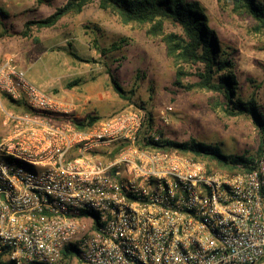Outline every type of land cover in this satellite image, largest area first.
Masks as SVG:
<instances>
[{
  "label": "built area",
  "instance_id": "2783aa9c",
  "mask_svg": "<svg viewBox=\"0 0 264 264\" xmlns=\"http://www.w3.org/2000/svg\"><path fill=\"white\" fill-rule=\"evenodd\" d=\"M74 120L0 63V264H264V143L227 173L143 140L140 107Z\"/></svg>",
  "mask_w": 264,
  "mask_h": 264
},
{
  "label": "rangeland",
  "instance_id": "374dc122",
  "mask_svg": "<svg viewBox=\"0 0 264 264\" xmlns=\"http://www.w3.org/2000/svg\"><path fill=\"white\" fill-rule=\"evenodd\" d=\"M191 1L198 2L204 9L221 48L234 53L238 95L245 100L255 99L259 110L264 111V30L257 31L249 17L234 14L230 0ZM67 18L64 26L67 29L58 32L66 33L71 27L68 43L60 47L64 49V62L68 61L65 66L67 73L53 79L54 87L45 90L60 98L56 91L60 87L66 90L65 85L76 79L81 80L73 87L78 91L82 89L77 87L84 83L103 87L105 104L113 109L111 114L128 106L143 107L161 140L186 142L195 139L218 147L223 155L255 157L259 135L251 118L224 115L215 106L218 98L213 93L183 92L173 86L174 65L166 56L163 43L146 35V27L122 25L115 16L97 9L95 5ZM171 31L177 29L167 23L165 33ZM114 43L120 46L119 50L112 51ZM14 47L11 46L9 51L15 52ZM100 49L105 52L102 54ZM68 50L84 62L75 60L74 68L71 67ZM22 69L28 76V71ZM72 71L73 74L68 75ZM108 71L122 87L125 99L110 89ZM31 81L43 86L38 78ZM97 113L106 115L100 117L104 119L109 116L110 109L97 110ZM205 162L216 169V163ZM216 170L230 173L225 169Z\"/></svg>",
  "mask_w": 264,
  "mask_h": 264
},
{
  "label": "trees",
  "instance_id": "16d2710c",
  "mask_svg": "<svg viewBox=\"0 0 264 264\" xmlns=\"http://www.w3.org/2000/svg\"><path fill=\"white\" fill-rule=\"evenodd\" d=\"M232 12L249 17L256 25V30H264V0H230ZM95 5L97 9L112 14L122 25L146 27L149 38L159 39L166 56L175 68V86L180 91H204L213 93L218 100L215 106L228 117L246 116L251 118L259 135V144L255 157L260 153L264 143V111L259 110L255 99H242L238 95L239 83L235 71L233 52L221 48L217 37L208 24L204 9L196 1L191 0H65V3L44 19L29 20L23 24L20 32H13L22 38L32 35L33 31L54 29L67 16H76L86 7ZM2 15H5L0 11ZM169 23L177 31L165 33V25ZM112 51L120 46L112 44ZM103 54L105 50L100 49ZM68 56L84 62L75 53L68 50ZM109 82L119 98L125 99L123 89L114 75L108 71ZM191 79V80H189ZM188 81L187 84H184ZM81 83L73 80L65 85L70 90ZM143 111L145 109L140 107ZM101 120L100 117L87 116L84 120H74L78 130H86ZM150 116L144 112V127L141 138L155 132ZM140 138V139H141ZM139 139V141H140ZM147 145V142H145ZM161 148L174 150L194 160L216 163V169H225L230 173L251 170L254 156L223 155L218 147L191 139L186 142L162 140ZM71 247H66L63 256L70 254Z\"/></svg>",
  "mask_w": 264,
  "mask_h": 264
},
{
  "label": "crops",
  "instance_id": "0c3cea01",
  "mask_svg": "<svg viewBox=\"0 0 264 264\" xmlns=\"http://www.w3.org/2000/svg\"><path fill=\"white\" fill-rule=\"evenodd\" d=\"M64 3L65 0H0V11L5 14L0 12V63L6 58L10 59L20 69L28 71L29 75L26 77L30 81L38 78L42 88L47 90L54 87L53 79L67 73L65 66L68 61L64 62V49L60 47L68 43L70 38L67 36H71V27L66 33L58 32L67 29L64 26L69 18L64 17L54 29L36 30L25 38L16 36L13 32H20L26 21L48 17ZM11 46H15V52L9 51ZM71 61L70 66L74 68L76 61ZM72 74L73 71L68 72V75ZM89 85L84 83L82 87H77L81 91L73 88L64 90L62 87L56 91L61 100L74 104V115L78 120H84L87 116H106L98 114L97 110L110 109L107 115L113 111L111 106L107 107L105 104V89Z\"/></svg>",
  "mask_w": 264,
  "mask_h": 264
}]
</instances>
